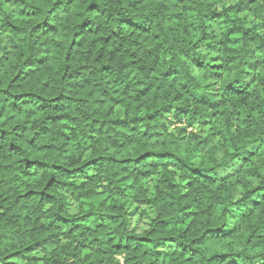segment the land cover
Wrapping results in <instances>:
<instances>
[{"label":"trees","instance_id":"16d2710c","mask_svg":"<svg viewBox=\"0 0 264 264\" xmlns=\"http://www.w3.org/2000/svg\"><path fill=\"white\" fill-rule=\"evenodd\" d=\"M36 255L264 264V0H0V264Z\"/></svg>","mask_w":264,"mask_h":264},{"label":"rangeland","instance_id":"374dc122","mask_svg":"<svg viewBox=\"0 0 264 264\" xmlns=\"http://www.w3.org/2000/svg\"><path fill=\"white\" fill-rule=\"evenodd\" d=\"M237 18L242 23H252L254 21V18L250 17L247 14H243V13L240 16H238ZM214 125H215V128L218 130V132L221 133L222 132L221 126H219V124H217V123H214ZM192 130L198 134H202V133L206 132V127L193 126ZM147 184L150 185L151 182L149 181ZM145 218L146 217L144 215H142L141 213L132 210L130 220H131L132 226L135 227L136 229H141V227L145 226V221L143 220ZM234 223H236L235 220H234V222H232V224H230V226L232 227L234 225ZM36 256H37L36 258H38V264H41V262L39 260L40 256L39 255H36Z\"/></svg>","mask_w":264,"mask_h":264}]
</instances>
